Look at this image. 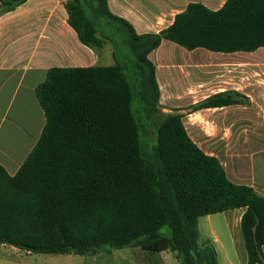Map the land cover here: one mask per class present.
Returning <instances> with one entry per match:
<instances>
[{"label": "trees", "instance_id": "trees-1", "mask_svg": "<svg viewBox=\"0 0 264 264\" xmlns=\"http://www.w3.org/2000/svg\"><path fill=\"white\" fill-rule=\"evenodd\" d=\"M27 1L0 0V7L11 12ZM66 10L81 43L110 41L116 64L52 68L37 88L46 117L41 137L16 175L0 165V244L41 255L140 248L174 253L179 264H219L215 247L199 242V219L245 209L247 264H264V196L231 182L191 139L179 111L156 124L152 149L143 140L160 100L149 54L164 40L188 51L264 48V0H227L218 11L191 3L168 29L145 35L113 15L107 0H71ZM102 19L117 23L122 36L105 32ZM123 41L136 59L134 76L117 60ZM236 103L223 93L193 109Z\"/></svg>", "mask_w": 264, "mask_h": 264}, {"label": "crops", "instance_id": "crops-1", "mask_svg": "<svg viewBox=\"0 0 264 264\" xmlns=\"http://www.w3.org/2000/svg\"><path fill=\"white\" fill-rule=\"evenodd\" d=\"M69 1L28 0L11 12H2L0 7V165L11 176L19 171L45 127L46 117L36 90L45 82L49 70L114 65L112 46L105 43L102 48H89L81 43L68 22L66 5ZM226 1L107 0V5L113 15L129 22L137 34L145 35L159 34L168 29L176 16L191 3H200L218 11ZM57 9H63L67 17L57 19ZM58 26L69 37L72 34L75 36L76 51L68 46L57 47ZM183 49L164 40L148 56L156 68L159 101L176 104L178 111L184 115V125L191 139L207 155L221 162L231 182L252 187L264 196V48L250 53H215L205 49L189 51L191 59L188 67L197 71L198 79L194 84L176 83L171 86V91L164 74V58L171 54L186 55ZM202 74L210 84L199 83L206 80L201 77ZM165 84L168 95L163 93ZM223 93H229L238 103L219 108L192 109L187 114L190 106L194 108ZM244 212L245 209H236L205 216L199 221L206 218L211 225L215 216L228 214L229 226L241 230ZM212 232L214 243H210L215 247L218 263L221 264V249L225 251V244L215 229ZM230 237L231 248L236 249L237 241L233 235ZM241 241L244 243L243 235ZM24 252L0 244V264H33L36 260L25 259ZM135 253L138 257L134 264H179L171 252ZM244 253L243 261L235 263L227 256L225 264H247L246 247Z\"/></svg>", "mask_w": 264, "mask_h": 264}, {"label": "rangeland", "instance_id": "rangeland-1", "mask_svg": "<svg viewBox=\"0 0 264 264\" xmlns=\"http://www.w3.org/2000/svg\"><path fill=\"white\" fill-rule=\"evenodd\" d=\"M1 13V10H0ZM66 12L62 9H57L55 12V17L57 19L63 20L67 15ZM101 27L102 29L110 34L113 38H118L122 36L121 27L114 22L109 21L108 19H102L101 20ZM61 26V24H60ZM56 32H58V35L56 37V45L58 48H62L64 46L70 47L72 50H77V39L72 34L71 37L67 35V33L64 32L61 28L56 27ZM106 44L113 46V44L110 41H105ZM43 45V43H41ZM182 48V47H180ZM42 49V47H41ZM183 49V48H182ZM186 55L181 54H171L166 55L164 60L165 65V78L168 84L171 86L174 84H194L196 80L198 79V73L197 71H194L193 69L188 67V61L191 59V56L188 55V50ZM100 51V50H99ZM117 60L122 64L126 65L128 68L127 73L134 76L135 71V57L129 47V45L123 41V43L118 47L117 51ZM112 64H116V61L114 60ZM1 75V74H0ZM264 75V74H263ZM200 76V75H199ZM205 74H202V78ZM202 80V79H201ZM200 84H210L208 82V79L203 80L199 82ZM164 85V84H162ZM167 84H165V87L163 88V93L169 94V92H166ZM137 91L140 92V86L137 88ZM151 91V90H150ZM173 91V88L171 89ZM146 103H144L145 105ZM143 105V106H144ZM139 106V104H138ZM193 108L190 106L187 109V114L191 113V110ZM158 110L159 112L155 115L154 123H152L148 128V133L143 135V140L147 144L148 149H152L154 145L157 144V130H156V124L159 123L164 116H166L169 113L178 111L176 104L168 105L167 103L162 100V103L159 101L158 103ZM141 117L143 119L144 124L149 125L151 120L149 119L146 111H141ZM228 214H220L214 217L213 223L209 225L206 222V218H203L201 221H199V231H200V244H204L206 241H209L211 243H214V235L212 234L213 230L215 229L218 233L219 238L222 240V242L225 244V248L223 251L221 249V255H220V263L225 264L226 263V257L229 256L234 260L235 263H238L240 260L245 259V245L242 240V233L240 228L230 227L229 226V217ZM230 235H233L235 240L237 241V247L236 249L231 248V237ZM135 252H144L140 248H125V249H119V250H113L111 252H100L95 255H41V254H27L26 252L23 253V256L25 259L27 258H33L36 260L33 264H134L137 259V254ZM236 252V253H235ZM154 253V252H153ZM235 253V254H233ZM54 261H51L53 260Z\"/></svg>", "mask_w": 264, "mask_h": 264}]
</instances>
